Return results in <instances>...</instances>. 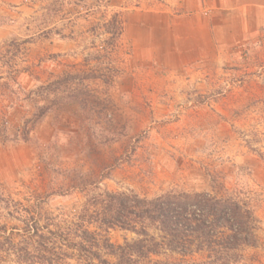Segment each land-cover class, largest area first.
<instances>
[{"label": "rangeland", "instance_id": "374dc122", "mask_svg": "<svg viewBox=\"0 0 264 264\" xmlns=\"http://www.w3.org/2000/svg\"><path fill=\"white\" fill-rule=\"evenodd\" d=\"M142 1L0 0V262L16 261L8 242L23 244L27 226L64 245L88 198L108 191L235 198L256 239L234 264H264V32L230 60L164 71L125 36L111 41L108 23ZM89 228L115 246L136 238ZM73 256L65 264H86Z\"/></svg>", "mask_w": 264, "mask_h": 264}, {"label": "trees", "instance_id": "16d2710c", "mask_svg": "<svg viewBox=\"0 0 264 264\" xmlns=\"http://www.w3.org/2000/svg\"><path fill=\"white\" fill-rule=\"evenodd\" d=\"M123 24L116 17L108 23V30L113 31L111 41L122 36ZM83 210L80 219L86 224L77 225L71 235L79 239L76 242L70 240V234L67 240L61 235V241L66 243L57 246L38 228L27 226L29 236L23 244L14 246L8 242L16 255L13 264H65L74 257L73 253L86 264H143L152 255L166 253L182 257L207 253L210 264H234L242 247L255 245L252 208L235 198L168 192L149 199L134 192L104 191L92 194ZM91 225L108 230L120 228L136 238L115 246L108 240L100 241L90 230ZM2 248L5 244H0V251ZM103 251L116 261L103 258Z\"/></svg>", "mask_w": 264, "mask_h": 264}, {"label": "crops", "instance_id": "0c3cea01", "mask_svg": "<svg viewBox=\"0 0 264 264\" xmlns=\"http://www.w3.org/2000/svg\"><path fill=\"white\" fill-rule=\"evenodd\" d=\"M149 1L125 13L122 36L164 71L230 60L264 32V0Z\"/></svg>", "mask_w": 264, "mask_h": 264}]
</instances>
